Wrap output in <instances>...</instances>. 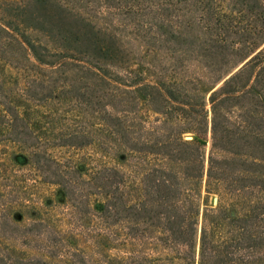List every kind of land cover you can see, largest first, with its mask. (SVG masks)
<instances>
[{
    "label": "trees",
    "instance_id": "trees-1",
    "mask_svg": "<svg viewBox=\"0 0 264 264\" xmlns=\"http://www.w3.org/2000/svg\"><path fill=\"white\" fill-rule=\"evenodd\" d=\"M0 237L37 253L0 264H264V0H0Z\"/></svg>",
    "mask_w": 264,
    "mask_h": 264
},
{
    "label": "rangeland",
    "instance_id": "rangeland-1",
    "mask_svg": "<svg viewBox=\"0 0 264 264\" xmlns=\"http://www.w3.org/2000/svg\"><path fill=\"white\" fill-rule=\"evenodd\" d=\"M1 74L5 80V84L7 87H10L12 89H15L17 86H22L24 83L23 74L20 70L17 68H13L10 66H6L2 71ZM215 89V88H214ZM207 108H209V104H207ZM209 130H208V136L210 135V112H209ZM193 137V133L187 132L185 133V138L191 139ZM9 149H15V146L12 145ZM75 151V152H74ZM88 150H71V149H65V148H57L52 151V154L57 157H66V156H74L80 154L85 155ZM209 151V140H207L205 145V157L207 158ZM4 165L8 166V169L11 168L10 163H5ZM4 168V166H2ZM12 174V173H11ZM204 182L205 179H203V190L201 195V207L204 205V200L206 197V193L204 192ZM32 197L35 201V204L40 205L42 207V215L48 216L52 219H59V224L61 225L62 229H66L67 222H68V214H67V205L65 204L61 193L57 190L56 186L53 185H47V184H39V187L34 188L31 190ZM217 195L216 194H210L207 198V201L209 204H216ZM42 202V203H41ZM46 202L47 204L51 203V206L43 204ZM43 205V206H42ZM35 206V205H34ZM202 209V208H201ZM56 221V220H55ZM59 225V227H60ZM65 233V232H64ZM15 235V233H14ZM102 243L106 244L100 245L101 249H103V257L109 258V257H117L120 256L122 258L130 255L132 252H141L145 251L150 253L152 257H160L163 258L166 254L172 255L171 252L167 253L159 244H149L144 242H137L133 240H127L126 242L119 244H114L113 242H109L107 240H102ZM114 244V245H113ZM0 245L6 247V250L13 254H20L23 252H29L31 254H37L36 251H34L32 248L25 247V245H22L21 242L18 240V242H15V238H4L0 237ZM81 245L86 249L88 255L90 256V259L95 260L97 259L96 251H100L99 247H94L92 245H88L85 243H81ZM114 246V247H113ZM199 250V243L197 241L195 253L196 256L198 255ZM101 252V251H100ZM53 261H57V259H53Z\"/></svg>",
    "mask_w": 264,
    "mask_h": 264
},
{
    "label": "water",
    "instance_id": "water-1",
    "mask_svg": "<svg viewBox=\"0 0 264 264\" xmlns=\"http://www.w3.org/2000/svg\"><path fill=\"white\" fill-rule=\"evenodd\" d=\"M217 201V200H216Z\"/></svg>",
    "mask_w": 264,
    "mask_h": 264
}]
</instances>
